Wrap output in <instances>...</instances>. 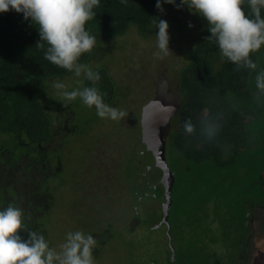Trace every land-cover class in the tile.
I'll return each mask as SVG.
<instances>
[{"label":"rangeland","instance_id":"rangeland-1","mask_svg":"<svg viewBox=\"0 0 264 264\" xmlns=\"http://www.w3.org/2000/svg\"><path fill=\"white\" fill-rule=\"evenodd\" d=\"M162 6L164 12L157 10L155 17L169 24V47L173 54L162 60L153 55L158 50L155 36L158 28L152 24L148 35H141L135 26H130L123 36L102 37L85 62L94 71L101 67L108 70L115 85L114 103L110 106L126 111V118L120 121L102 119L96 110L85 106L79 98L61 102L53 87L55 82H63L68 90L84 86L83 77L78 78L71 72L35 86L48 118L64 122L70 130L67 132L56 125L60 133L56 139L58 146L55 144L57 148H53L49 156L51 174L44 184L52 201L49 212L39 220L43 225L42 234L51 247H58L70 231L81 230L91 234L98 241L93 250L96 264H167L171 254L168 229H150L148 226L159 223L163 215V198L157 199L155 192L164 177L159 167L152 166L154 161L149 148L156 144V139L153 136L144 139L141 115L143 107L155 99V90L162 79L172 96L177 101L181 99L178 90L180 71L189 64L192 47L209 25L187 6L180 10L172 4ZM189 23L193 27L189 28ZM220 59L218 56V69L227 62V59ZM257 65L248 88L238 95L237 105L243 102L253 104L258 102L256 98L264 101V95H258L255 87L256 72L264 70V54L258 57ZM78 80L82 85L77 83ZM245 108L252 109L250 105L243 110ZM248 115L256 131L252 133L253 138L264 137L263 117L254 112ZM3 121L4 117L0 115L1 124ZM169 141L167 139V144ZM15 143L12 137L0 132V148H12ZM228 154H231L230 150ZM242 177H238L240 186L248 185ZM250 186H256L255 182ZM223 191L226 193L224 188ZM250 195L247 197L250 202L228 215L224 208L216 218V224L209 227L214 219L210 211L206 207H198L199 202L193 196L183 200L181 192L175 191L172 206L175 214L173 212L171 216L180 222L176 220L173 233L180 230L186 236L181 217L183 214L194 216L198 226H208L210 233L217 238L210 245L224 254L222 257L218 254L219 260L230 258L240 247L245 249L246 245L239 246V242L248 239L246 261L238 258L236 264H264V211L251 204L257 197L251 191ZM34 207L32 204L29 209ZM181 208H185L184 211H180ZM254 209L251 239H246L244 228L248 225L245 220ZM229 227L231 232H226Z\"/></svg>","mask_w":264,"mask_h":264},{"label":"trees","instance_id":"trees-1","mask_svg":"<svg viewBox=\"0 0 264 264\" xmlns=\"http://www.w3.org/2000/svg\"><path fill=\"white\" fill-rule=\"evenodd\" d=\"M176 1L180 3V0ZM156 2L128 0L127 4H122L120 0H100V6L93 9L96 16L86 23V30L97 40L123 36L130 26H135L141 35H148L157 13ZM244 10L249 11L247 5ZM261 16L264 18V9ZM37 27L31 18L25 20L23 13L15 10L0 13V115L4 117L3 123L0 122V132L16 141L12 148H0V210L9 204L22 208L26 226L42 234L43 225L39 224V220L49 212L52 201L51 194L44 187L51 174L47 165L53 148L58 146L56 139L60 133L56 125L61 126L64 122L48 118L35 86L43 81L65 77L70 72L45 59L46 42H41L44 43L43 49L35 46L40 39ZM208 36V30L200 34L190 51L189 64L180 71L178 90L181 99L176 115L178 128L166 137L165 159L174 178L169 211L171 254L167 264H236L238 258L246 261L247 237L250 238L256 214V209L252 210L249 219L245 220L248 225L244 228L247 240L239 242V246L246 245L245 249L240 247L230 258L219 260L218 254L221 257L224 254L210 245L217 238L210 233L208 226H198L196 217L182 213L181 226L187 235L180 230L173 233L176 220L180 222L171 216L173 212L175 214L172 208L175 191L181 192L183 200L193 196L199 202L198 207H206L210 211L214 219L209 227L216 224V218L224 208L228 215L240 205L250 202L247 198L251 196L250 191L257 197L251 204L264 211V138H253L252 133L256 131L248 115L254 112L264 119V101L256 98L258 102L253 104L243 102L237 105L238 95L248 88L253 71H236L235 65L228 60L223 68H216L218 56L222 60L226 58L221 56L213 40H205ZM263 54L264 46L251 54V58L257 63L258 57ZM91 55L92 52L82 55L80 62L85 63ZM95 71L101 77L95 86L106 93L104 101L111 105L114 103L115 85L109 72L104 67ZM84 86L92 84L85 80ZM247 105L252 109L243 110ZM91 109L95 110L94 107ZM189 119L198 127L201 120L216 121L222 127L218 136L207 142L201 136L185 134L184 123ZM167 139L170 140L168 144ZM224 157L226 160H223ZM44 164L48 167L46 170L42 169ZM241 176L248 185L240 186L238 177ZM254 182L256 186L251 187ZM32 204L35 207L30 210ZM231 229L229 227L225 231L231 232ZM21 235L27 239L26 233L21 232Z\"/></svg>","mask_w":264,"mask_h":264},{"label":"clouds","instance_id":"clouds-1","mask_svg":"<svg viewBox=\"0 0 264 264\" xmlns=\"http://www.w3.org/2000/svg\"><path fill=\"white\" fill-rule=\"evenodd\" d=\"M127 4L128 0H120ZM172 4L177 10L187 5L193 13L200 14L208 22L210 36L219 48L221 56L235 65L236 71L257 70V63L251 54L264 46V0H157L156 8L164 12L163 4ZM247 5L249 11L244 10ZM100 6V0H0V13L15 10L23 13L24 19L36 26L40 39L35 46L48 47L44 57L55 66L83 77L92 86H68L57 81L53 87L61 97V102H72L79 98L88 108H95L102 119L120 121L128 113L105 103L106 93L95 85L100 81L99 72L90 65L81 63L80 58L91 53L96 47L97 38L86 30V23L96 16L94 8ZM153 24L158 28L156 36L157 59H164L173 54L169 47V24L166 20L153 17ZM189 28L193 27L189 23ZM82 85V81H77ZM255 87L258 95H264V70L256 72ZM67 106L66 104H62ZM222 125L216 121L201 120L199 127L191 119L184 123L188 136H201L205 141H213ZM21 232L27 234V239ZM98 241L91 234L81 230L70 231L58 247H51L43 234L29 229L25 224L22 208L9 204L0 210V264H96L93 250Z\"/></svg>","mask_w":264,"mask_h":264},{"label":"water","instance_id":"water-1","mask_svg":"<svg viewBox=\"0 0 264 264\" xmlns=\"http://www.w3.org/2000/svg\"><path fill=\"white\" fill-rule=\"evenodd\" d=\"M162 99L155 98L149 104L143 107L142 112V120L144 124L142 125V129L144 131V139L145 137L153 136L156 139V144L149 148L151 153H153L156 157V166L163 173V177L165 183L163 185L162 190L156 192V195L163 196V219L161 220L160 224H164L167 222V218L169 215L170 207H171V192L174 183V178L172 173L170 172L166 159H165V144H166V137L169 132V123L170 117L172 115V111L170 108L165 107L161 103ZM147 123V125H146ZM149 124V125H148ZM156 147L155 151L153 149ZM152 227H157V225L150 224Z\"/></svg>","mask_w":264,"mask_h":264},{"label":"flooded vegetation","instance_id":"flooded-vegetation-1","mask_svg":"<svg viewBox=\"0 0 264 264\" xmlns=\"http://www.w3.org/2000/svg\"><path fill=\"white\" fill-rule=\"evenodd\" d=\"M163 85H165V87H163ZM160 98L162 99L161 103L162 105L165 107H168L171 109V111L173 112L171 117H170V123H169V132L170 133L172 130H175V128H178L177 127V121H176V115H177V112H178V109L180 108L179 107V102L172 96L171 94V91L169 90L167 84H166V81L165 80H160L159 83H158V86H157V89L155 90V97L154 98ZM59 129H64L66 130L67 132H69L70 130L67 128L66 124H62L61 126H59ZM264 138V137H263ZM156 147L153 149V151H155ZM151 156L153 157V165H156V157L153 153H151ZM49 166V165H47ZM48 168V167H47ZM45 164L43 166V170H46L47 169ZM49 173H51V171H49ZM165 183V180L164 178L160 181V187H158L159 189L157 190L160 191L162 190L163 188V185ZM156 193V192H155ZM156 195V194H155ZM157 199L160 200V196L156 195ZM163 196H161V199H162ZM162 207V205H161ZM162 210H163V207H162ZM163 213V211H162ZM163 219V215H162V218L160 219L159 223H157V227H152L151 225H148L150 229H159V228H167L168 229V234H169V215H168V218H167V222H165L164 224H160L161 220ZM138 224H141L140 220H136ZM110 225V224H109Z\"/></svg>","mask_w":264,"mask_h":264}]
</instances>
